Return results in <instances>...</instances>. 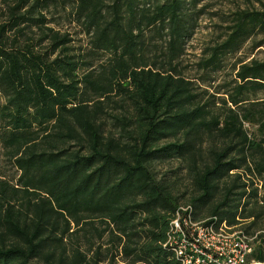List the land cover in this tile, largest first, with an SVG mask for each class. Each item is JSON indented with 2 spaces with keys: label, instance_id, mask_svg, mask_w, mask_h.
I'll use <instances>...</instances> for the list:
<instances>
[{
  "label": "trees",
  "instance_id": "obj_1",
  "mask_svg": "<svg viewBox=\"0 0 264 264\" xmlns=\"http://www.w3.org/2000/svg\"><path fill=\"white\" fill-rule=\"evenodd\" d=\"M41 3L18 0L0 25V150L19 172L14 182L0 175V264H102L104 237L113 249L106 264H180L167 241L186 205L198 221L217 216L236 226L253 218L241 230L254 236L249 261L264 263V230L251 231L259 214L246 210L258 187L245 177L264 174V136H248L249 113L218 115L178 72L193 28L186 0H75L90 48L106 55L97 66L69 53L71 38L45 25ZM260 30L264 11L237 10L200 66L213 68ZM147 31L166 37L160 67L145 55ZM260 46L264 39L253 49ZM260 87L264 58L241 60L228 101L239 106ZM109 104L127 107L111 115L114 130L104 120ZM160 158L186 162L190 203L157 177ZM223 179L230 182L220 188ZM204 210L210 216L200 219Z\"/></svg>",
  "mask_w": 264,
  "mask_h": 264
},
{
  "label": "rangeland",
  "instance_id": "obj_2",
  "mask_svg": "<svg viewBox=\"0 0 264 264\" xmlns=\"http://www.w3.org/2000/svg\"><path fill=\"white\" fill-rule=\"evenodd\" d=\"M28 4H32L36 0H27ZM46 4L42 13L46 18V26L52 27L61 33H68L71 38L69 53L76 58H86L91 61L94 66L106 59V55L102 52L92 51L89 46V37L84 34V27L81 22H77L75 19V13L73 10L75 0H39ZM18 0H0V25L7 21L9 17V7H13L17 4ZM240 9L258 10L264 11V0H200L195 2L194 0H186L184 5V12L189 24L193 27L189 36L185 40V48L181 57L176 61V68L178 72L186 79L192 80L195 83V87L198 93L202 96V100L206 101L212 109L221 117H225L229 113V109L233 108L239 115L249 113V119L251 121H243V128L248 133L251 139L259 140L264 136V127L261 126V116L264 115V87H260L257 90L249 89L246 93V97L249 100L243 102L239 106H234L228 101L227 91L233 93V87L235 85V73L239 67V61H249L251 58L262 59L264 58V47L260 46L253 49L254 44L264 39V30H260L258 35L248 40L237 51H224L220 55V61L213 68H202L200 61L206 59L211 49L218 44H221L227 37L228 27L231 25L234 13ZM37 16V15H36ZM31 37H37L40 32L37 28H33L32 32H29ZM165 36L155 31H147L146 39L148 46L145 49V55L149 62H155L157 66H161L164 61L163 46ZM255 38V39H254ZM200 87V88H199ZM0 103H3V99H0ZM106 115L104 120L106 122V128L114 130V123L111 119V115L125 114L127 107L120 109L110 104L105 108ZM125 111V112H124ZM251 114V117H250ZM256 121V122H255ZM216 142L222 144L225 139L219 136ZM212 143V141L210 142ZM205 149V148H204ZM253 157L259 155L257 152H246ZM209 160V155L205 151L202 155V160ZM153 170L157 174L158 178L163 179L172 187L173 191L182 196V203L189 201V198L195 193V188L192 184L191 177L187 170V164L185 161H180L176 158H160L153 163ZM19 172L13 166L8 155L0 150V175L15 181ZM254 182V186L258 187L257 198L249 200V204L246 205V210H253L259 214L258 218L254 221L257 222L258 229L251 231L257 232L264 230V179L262 182L258 181L259 177L264 178V174L246 176ZM245 178V179H246ZM260 179V178H259ZM229 183L228 179H223L219 186L223 187L224 184ZM221 192L218 190L216 197H221ZM259 200V202L255 201ZM190 203V202H188ZM210 214L204 210L201 213L200 219L209 217ZM253 221V218H248L240 222L235 226V229H244ZM99 226L98 222L96 224ZM108 237H104L103 254L100 257L103 259L102 264H106L111 261L113 255V249L110 248ZM100 243L99 240L96 241ZM95 245V246H96ZM106 247V248H105ZM107 249H110L109 251ZM119 257V256H118ZM118 257L114 260L118 261ZM255 263H258L257 261Z\"/></svg>",
  "mask_w": 264,
  "mask_h": 264
},
{
  "label": "built area",
  "instance_id": "obj_3",
  "mask_svg": "<svg viewBox=\"0 0 264 264\" xmlns=\"http://www.w3.org/2000/svg\"><path fill=\"white\" fill-rule=\"evenodd\" d=\"M191 205L181 206L170 223L167 244L180 264H256L249 261L254 236L212 216L198 221Z\"/></svg>",
  "mask_w": 264,
  "mask_h": 264
},
{
  "label": "water",
  "instance_id": "obj_4",
  "mask_svg": "<svg viewBox=\"0 0 264 264\" xmlns=\"http://www.w3.org/2000/svg\"><path fill=\"white\" fill-rule=\"evenodd\" d=\"M256 264H264V263H262V262H258V263H256Z\"/></svg>",
  "mask_w": 264,
  "mask_h": 264
}]
</instances>
